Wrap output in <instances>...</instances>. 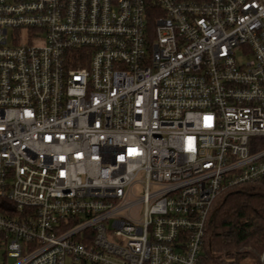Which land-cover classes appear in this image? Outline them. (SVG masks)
I'll use <instances>...</instances> for the list:
<instances>
[{
	"label": "built area",
	"instance_id": "1",
	"mask_svg": "<svg viewBox=\"0 0 264 264\" xmlns=\"http://www.w3.org/2000/svg\"><path fill=\"white\" fill-rule=\"evenodd\" d=\"M252 182L264 0H0V264H207Z\"/></svg>",
	"mask_w": 264,
	"mask_h": 264
},
{
	"label": "trees",
	"instance_id": "2",
	"mask_svg": "<svg viewBox=\"0 0 264 264\" xmlns=\"http://www.w3.org/2000/svg\"><path fill=\"white\" fill-rule=\"evenodd\" d=\"M204 253L207 264H264V183L242 184L217 198Z\"/></svg>",
	"mask_w": 264,
	"mask_h": 264
},
{
	"label": "rangeland",
	"instance_id": "3",
	"mask_svg": "<svg viewBox=\"0 0 264 264\" xmlns=\"http://www.w3.org/2000/svg\"><path fill=\"white\" fill-rule=\"evenodd\" d=\"M238 56L240 57L241 60H244V61H246L248 59V57L243 55V53L241 51H238ZM135 189L137 190L138 195H140L142 190H143L142 187L139 185L135 186ZM14 261H15V259L9 258L7 260V264H12ZM66 264H74V263H72L71 258L68 257L66 259ZM79 264H81V263H79ZM89 264H91V263H89Z\"/></svg>",
	"mask_w": 264,
	"mask_h": 264
},
{
	"label": "water",
	"instance_id": "4",
	"mask_svg": "<svg viewBox=\"0 0 264 264\" xmlns=\"http://www.w3.org/2000/svg\"><path fill=\"white\" fill-rule=\"evenodd\" d=\"M263 259H264V256H263Z\"/></svg>",
	"mask_w": 264,
	"mask_h": 264
}]
</instances>
